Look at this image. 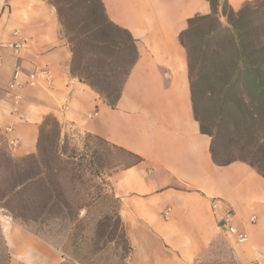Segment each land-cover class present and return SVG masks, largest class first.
<instances>
[{"label": "crops", "instance_id": "crops-1", "mask_svg": "<svg viewBox=\"0 0 264 264\" xmlns=\"http://www.w3.org/2000/svg\"><path fill=\"white\" fill-rule=\"evenodd\" d=\"M102 1L138 50L115 107L72 74L47 0H0V144L14 159L36 154L39 126L53 114L63 135L92 134L139 155L107 177L131 248L126 264H264V176L239 158L216 163L194 109L180 34L190 18L211 13L209 1ZM228 1L239 10L252 0ZM17 68L18 100L8 88ZM35 71L46 76L30 86ZM229 210L246 241L223 224ZM2 231L10 264H63V249L27 227L6 221Z\"/></svg>", "mask_w": 264, "mask_h": 264}, {"label": "trees", "instance_id": "trees-1", "mask_svg": "<svg viewBox=\"0 0 264 264\" xmlns=\"http://www.w3.org/2000/svg\"><path fill=\"white\" fill-rule=\"evenodd\" d=\"M56 10L63 37L72 52L71 72L80 81L94 89L111 107H115L123 86L137 61V45L131 33L110 20L102 0H47ZM211 13L196 15L188 20L180 41L188 52L192 98L202 131L213 137L212 155L216 163L225 165L234 160H221L215 146V136L204 123V105L215 103L217 115L230 119L232 127L259 129L264 135V0L247 1L235 10L228 0H207ZM226 18L227 24L221 20ZM240 93L249 104L242 105ZM246 130V131H247ZM86 137L104 148L92 152L89 168L83 155L68 152V134H62V125L53 114L44 117L39 126L37 152L31 155L37 172L18 185H43L39 195L46 199L50 209L58 213L77 211L115 202V231L121 228L126 241L125 226L118 212L119 200L110 189L107 177L114 171L139 163L142 158L124 148L92 134ZM245 139H242V142ZM108 148L116 149L131 159L120 164L110 161ZM256 166L245 158H239ZM257 171L264 176L256 166ZM63 180H55L57 177ZM100 179V180H97ZM59 182V183H58ZM55 183V184H54ZM68 187L78 194L71 197ZM91 188L97 192L88 193ZM110 192V193H109ZM109 216L97 222L102 226ZM110 223V222H109ZM114 237L110 238L113 241ZM129 252L131 250L128 244Z\"/></svg>", "mask_w": 264, "mask_h": 264}, {"label": "rangeland", "instance_id": "rangeland-1", "mask_svg": "<svg viewBox=\"0 0 264 264\" xmlns=\"http://www.w3.org/2000/svg\"><path fill=\"white\" fill-rule=\"evenodd\" d=\"M242 105L249 104L244 93H240ZM215 103L204 105V123L215 136V146L222 160L245 158L255 164L264 173V135L259 129L247 130L244 125L240 129L232 127L231 121L221 119L217 115ZM247 130V131H246ZM68 152L83 155L87 158L84 167L89 168V158L92 152L104 148L100 144L86 137V134L68 133ZM245 141L242 142V139ZM7 143L0 144V264H10L9 254L5 244L2 225L6 221H14L38 235L48 242L62 248L65 253L63 264H126L129 248L120 227L115 231V202L105 200L97 207L77 211L69 215L60 214L56 209L47 206L46 199L39 195L43 185L25 183L19 188L16 185L30 180L37 172V167L31 156L14 159L10 156ZM110 161L125 164L131 161L116 149L108 148ZM55 180H63L61 175ZM100 180V179H97ZM59 183V182H58ZM55 184V183H54ZM67 194L74 197L78 191L68 187ZM97 192L91 188L88 193H79L87 196ZM110 193V192H109ZM109 216L110 223L97 226V222ZM114 237L113 241L110 238Z\"/></svg>", "mask_w": 264, "mask_h": 264}, {"label": "built area", "instance_id": "built-area-1", "mask_svg": "<svg viewBox=\"0 0 264 264\" xmlns=\"http://www.w3.org/2000/svg\"><path fill=\"white\" fill-rule=\"evenodd\" d=\"M20 43H17L15 45V47H19ZM22 76V71L17 68L12 76V79L10 80L9 84H8V88H9V92L10 94H12L13 98L18 100L20 99L21 95L17 92V89L20 87V79ZM46 73L44 71H35L32 72L30 74L27 75L28 77V81L27 83L30 86H36L39 83V80L41 78H45ZM97 112L94 113V115H96ZM91 117V115H90ZM17 145L16 140H11L10 141V146L15 147ZM234 211L233 210H229L228 212H226L224 218H223V224L226 226V228L228 229V232L234 235H237V237L239 238V240L241 242H244L247 240V235L245 233H240L238 232L236 226L233 224V220H234Z\"/></svg>", "mask_w": 264, "mask_h": 264}]
</instances>
